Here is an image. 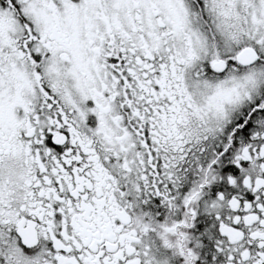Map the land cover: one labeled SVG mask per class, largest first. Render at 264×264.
Wrapping results in <instances>:
<instances>
[{
  "label": "snow or ice",
  "instance_id": "6c2138e0",
  "mask_svg": "<svg viewBox=\"0 0 264 264\" xmlns=\"http://www.w3.org/2000/svg\"><path fill=\"white\" fill-rule=\"evenodd\" d=\"M0 264H264V0H0Z\"/></svg>",
  "mask_w": 264,
  "mask_h": 264
}]
</instances>
